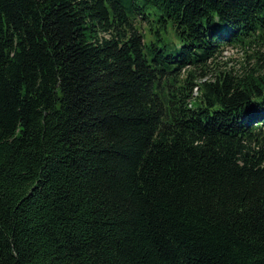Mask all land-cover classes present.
Masks as SVG:
<instances>
[{
	"label": "trees",
	"instance_id": "obj_1",
	"mask_svg": "<svg viewBox=\"0 0 264 264\" xmlns=\"http://www.w3.org/2000/svg\"><path fill=\"white\" fill-rule=\"evenodd\" d=\"M0 264H264V0H0Z\"/></svg>",
	"mask_w": 264,
	"mask_h": 264
},
{
	"label": "rangeland",
	"instance_id": "obj_2",
	"mask_svg": "<svg viewBox=\"0 0 264 264\" xmlns=\"http://www.w3.org/2000/svg\"><path fill=\"white\" fill-rule=\"evenodd\" d=\"M137 26H139V28L142 30V32L147 37L146 31H145L146 30V28H145L146 23L143 21H139L137 23ZM170 32L172 33L171 29L168 28L167 32L163 31L162 36H163L165 41L171 42L172 40H174V42L176 44L177 41L175 40L173 33H172V35H170ZM158 45H161V43L158 42ZM248 54H249V52H246L240 48L228 47V48L223 50L221 56H219L215 60V63L217 65L220 64V66H219L220 69L232 70V71H235V73L241 74L243 67L250 64V62H248V58H247ZM194 91H196V90H194ZM194 95L196 96L197 94H194Z\"/></svg>",
	"mask_w": 264,
	"mask_h": 264
}]
</instances>
